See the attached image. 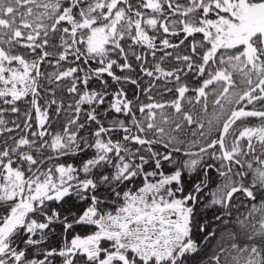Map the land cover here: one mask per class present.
<instances>
[{
  "label": "snow or ice",
  "instance_id": "obj_1",
  "mask_svg": "<svg viewBox=\"0 0 264 264\" xmlns=\"http://www.w3.org/2000/svg\"><path fill=\"white\" fill-rule=\"evenodd\" d=\"M0 264H264V0H0Z\"/></svg>",
  "mask_w": 264,
  "mask_h": 264
},
{
  "label": "trees",
  "instance_id": "obj_2",
  "mask_svg": "<svg viewBox=\"0 0 264 264\" xmlns=\"http://www.w3.org/2000/svg\"><path fill=\"white\" fill-rule=\"evenodd\" d=\"M243 210V209H242ZM213 227H215V224L213 225ZM213 243H215V241H213Z\"/></svg>",
  "mask_w": 264,
  "mask_h": 264
}]
</instances>
